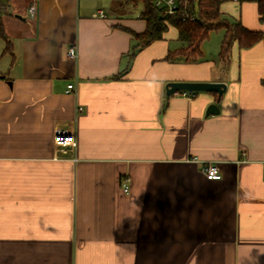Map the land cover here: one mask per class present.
Returning <instances> with one entry per match:
<instances>
[{
	"label": "crops",
	"instance_id": "obj_1",
	"mask_svg": "<svg viewBox=\"0 0 264 264\" xmlns=\"http://www.w3.org/2000/svg\"><path fill=\"white\" fill-rule=\"evenodd\" d=\"M3 1L0 264H264V44L235 43L224 69V32L186 63L169 59L184 46L174 27L136 49V3ZM224 3L223 18L264 32L256 2ZM171 82L227 90L168 96ZM59 130L75 149L56 147Z\"/></svg>",
	"mask_w": 264,
	"mask_h": 264
},
{
	"label": "trees",
	"instance_id": "obj_2",
	"mask_svg": "<svg viewBox=\"0 0 264 264\" xmlns=\"http://www.w3.org/2000/svg\"><path fill=\"white\" fill-rule=\"evenodd\" d=\"M128 3H136L143 7L141 19L147 23L144 33H133L138 41L137 48H144L151 43L161 40L169 27H174L178 32V40L184 45L181 49L170 54L169 59L182 60L186 63H197L203 56L202 44L209 39L214 31L225 30V34L219 51V60L224 69H227L231 61L232 48L235 43L240 49H249L258 43L264 44V32L253 31L244 27L241 22H231L223 18L220 0H196L198 18L191 22L181 16H167L155 8L152 0H126ZM260 21L264 22V0L256 2ZM10 14L9 6L0 0V40L6 42L5 53L12 54V43L9 40L3 16ZM134 56V54H132ZM127 72V70H126ZM125 72V73H126ZM114 78H118L115 76ZM264 87V80L262 81ZM197 93L191 94L195 96Z\"/></svg>",
	"mask_w": 264,
	"mask_h": 264
},
{
	"label": "built area",
	"instance_id": "obj_3",
	"mask_svg": "<svg viewBox=\"0 0 264 264\" xmlns=\"http://www.w3.org/2000/svg\"><path fill=\"white\" fill-rule=\"evenodd\" d=\"M196 0H152L155 8L162 11L167 16H181L184 20H189L191 22L195 21L198 18L197 8L194 4ZM221 2H235V3H243V2H258L261 0H220ZM36 14V7L32 5L29 8V16L34 17ZM94 17H99L102 19H106L107 15L103 10H99ZM68 56L71 59H75L77 57V53L74 47L69 49ZM75 89L73 84L68 86V93L72 92ZM186 96H191V94L183 93ZM83 108L79 107L78 112H82ZM54 143L56 147L66 153L67 149H75L76 148V139L75 136L72 135L67 130H59L54 139ZM203 172L209 180H220L222 175L218 166L215 163H208L204 168ZM121 186L124 192L129 191V180L124 179L121 182Z\"/></svg>",
	"mask_w": 264,
	"mask_h": 264
},
{
	"label": "water",
	"instance_id": "obj_4",
	"mask_svg": "<svg viewBox=\"0 0 264 264\" xmlns=\"http://www.w3.org/2000/svg\"><path fill=\"white\" fill-rule=\"evenodd\" d=\"M227 90L225 83H209V82H171L166 85V94L172 96L176 93L184 92L188 94L207 92L216 93L222 97ZM217 105H211L207 110V115L218 114Z\"/></svg>",
	"mask_w": 264,
	"mask_h": 264
},
{
	"label": "rangeland",
	"instance_id": "obj_5",
	"mask_svg": "<svg viewBox=\"0 0 264 264\" xmlns=\"http://www.w3.org/2000/svg\"><path fill=\"white\" fill-rule=\"evenodd\" d=\"M224 4H226V3H224ZM140 8H142L141 5H140ZM224 32H225L224 29L219 30L217 32H215V31L212 32L210 35V39H208L206 41V43H204V46L207 48L206 51H207L208 55L211 53L214 54V53H216L215 51H218L219 46H220V41H221V38L223 37Z\"/></svg>",
	"mask_w": 264,
	"mask_h": 264
}]
</instances>
